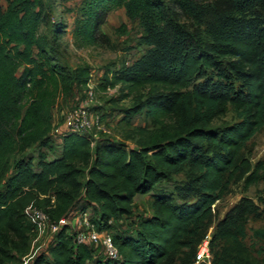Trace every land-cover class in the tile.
<instances>
[{"label": "trees", "instance_id": "1", "mask_svg": "<svg viewBox=\"0 0 264 264\" xmlns=\"http://www.w3.org/2000/svg\"><path fill=\"white\" fill-rule=\"evenodd\" d=\"M6 2L4 10L0 5V264L28 251L34 232L29 207L58 222L83 202V212L93 208L98 229L109 231L133 214L137 196L177 174L188 179L194 200L177 203L171 194H154V215L136 236H113L120 261L98 258L64 226L49 258L34 264H193L213 206L233 185L242 183L246 191L264 184V161L253 164L249 149L264 129V0H81L72 30L78 48L112 47L103 27L114 11L124 9L139 22L146 50L104 74L98 88L119 89L123 99L137 95L132 114L146 110L155 127L139 130V148L111 139L92 146L67 133L60 155L49 162L44 153L13 159L34 146L52 148L58 100L84 91L93 69L55 62L52 45L69 27L54 23L52 39L41 32L54 0ZM126 31L122 25L116 33ZM229 112L237 121L216 126ZM263 216L252 199L241 198L210 235L212 264H238L249 221ZM253 237L261 245L250 264H264V227Z\"/></svg>", "mask_w": 264, "mask_h": 264}, {"label": "rangeland", "instance_id": "2", "mask_svg": "<svg viewBox=\"0 0 264 264\" xmlns=\"http://www.w3.org/2000/svg\"><path fill=\"white\" fill-rule=\"evenodd\" d=\"M81 0H54L49 5L47 15L42 25L41 32L48 38L52 39L53 25L56 22L64 21L68 24L67 34L60 40L55 41L52 45L54 48L55 62L69 69H75L82 63H88L92 69V79L96 90L93 102L91 103V113L94 118H98L108 133L99 132L98 139H111L120 142L129 148L140 147V129H153L155 122L149 116L146 110L138 114H132V108L137 103V95H132L127 99H123L119 89H111L109 92L99 89V85L103 81L104 74H111L118 71L123 66H128L138 59L146 50V47L141 43V37L144 35L139 26V22L131 21L125 13L124 9H119L111 13L107 19V23L103 27V32L106 33L112 43L109 48H78L74 42L72 30L74 28L75 12L80 5ZM1 8L4 10L7 6L6 0H0ZM122 25H126V34L118 35L116 30ZM208 79L216 81L213 74H210ZM202 82V81H201ZM68 97H61L58 100L57 106L54 109L55 128H61L60 134L66 132L64 126V115L71 109L75 108L84 99L86 92H78ZM84 93V94H83ZM237 121L236 116L229 112L225 118H221L216 122V126L223 124H232ZM134 132V134L132 133ZM59 133H54L49 137V144L52 148H43L34 146L27 150L24 154L17 155L13 161L18 159L29 160L31 158L38 159L40 153L47 156V161L56 159L62 149L63 138ZM134 135V138L129 139L128 136ZM98 140V141H99ZM251 150L250 159L253 164L259 161H264V129H262L249 143ZM189 181L183 174L174 175L171 179L162 182L155 192L147 195H139L134 202L133 214L129 217H123L118 221H114L111 229L108 231L110 235H130L136 236L140 229L141 223L151 218L154 215L153 202L154 194L167 193L174 197L175 202H191L194 200L193 192L189 190ZM264 196V184L261 183L250 187L245 191L243 184L233 185L230 192L214 206V217L209 229L211 234L216 224L223 219L226 213L236 204L241 198L248 197L252 199L264 211V205L261 203ZM83 202L77 203L74 209L81 211ZM89 216L93 215V208L87 209ZM264 227V216L260 219L252 218L248 225V237L245 241L246 248L238 250V264H250L258 259L257 250L261 242L253 237L255 229ZM54 237L49 230H36L30 236V245L26 253L17 256V259L12 264H34L35 260L45 255L49 258V249L54 243ZM98 258L106 259V254L102 248L93 249Z\"/></svg>", "mask_w": 264, "mask_h": 264}, {"label": "built area", "instance_id": "3", "mask_svg": "<svg viewBox=\"0 0 264 264\" xmlns=\"http://www.w3.org/2000/svg\"><path fill=\"white\" fill-rule=\"evenodd\" d=\"M92 77L87 88L83 91L86 92L85 94L83 93L85 96L84 99L79 100L81 104L69 110L64 115L66 132L60 134L61 128L54 127L50 136L54 133H59L64 138L67 133H73L87 138L91 142V145L94 146L99 140L97 134L100 132H96V128L101 130L102 133H108V130L104 128L100 120L93 117L90 110L96 90V84L94 85ZM108 91L110 92L111 89L109 88ZM25 214L28 221L34 225V231L49 230L53 236H56L64 226H67L69 232L74 235L77 244L93 249L102 248L106 254V259L113 261L121 260V255L114 243L113 237L108 231L99 230L97 225L92 222L93 215L89 216L87 211L83 212L82 210L72 209L69 215L60 219L58 222H53L45 211L37 207H29ZM210 235L208 233L200 244L196 254V260L193 264H212L213 257L209 244Z\"/></svg>", "mask_w": 264, "mask_h": 264}, {"label": "crops", "instance_id": "4", "mask_svg": "<svg viewBox=\"0 0 264 264\" xmlns=\"http://www.w3.org/2000/svg\"><path fill=\"white\" fill-rule=\"evenodd\" d=\"M54 127H55V123H53Z\"/></svg>", "mask_w": 264, "mask_h": 264}]
</instances>
